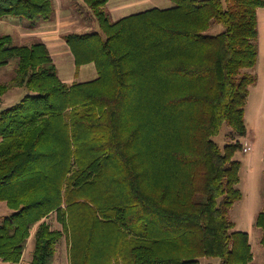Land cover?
<instances>
[{"label": "trees", "instance_id": "1", "mask_svg": "<svg viewBox=\"0 0 264 264\" xmlns=\"http://www.w3.org/2000/svg\"><path fill=\"white\" fill-rule=\"evenodd\" d=\"M100 31L66 33L76 69L64 82L47 45L0 35V67L28 93L0 112V257L52 264L57 241L70 264H220L254 261L249 234L228 218L242 197L245 105L258 57L264 0H171L114 21L108 0H82ZM52 0H0V17L49 20ZM212 25L220 32L211 33ZM233 130L223 148L213 139ZM52 212L62 230L44 220ZM255 224L264 231V207ZM264 245V235L261 239Z\"/></svg>", "mask_w": 264, "mask_h": 264}, {"label": "rangeland", "instance_id": "2", "mask_svg": "<svg viewBox=\"0 0 264 264\" xmlns=\"http://www.w3.org/2000/svg\"><path fill=\"white\" fill-rule=\"evenodd\" d=\"M56 1L57 4H59V1L61 0H53V7L55 11L57 10ZM62 3L65 4L66 9L69 11V17L71 20L69 24L61 26V29L58 30L60 31L61 35L65 33H86L90 31H100L98 21L93 16L92 11L84 4L82 0H63ZM173 5L174 3L171 0H153L150 3L141 4L137 8H122L119 10V12L109 16V19L114 21L118 19V17H123L151 7L167 8V6L172 7ZM8 18L9 21L5 23L0 20V35L7 33L11 34L13 43L15 45H31L40 40L37 35L43 36L45 35L44 31H48V28L39 27L42 25H51L52 22H54L53 20L55 18V13L51 19L42 20L39 22H33L28 19L13 16H9ZM67 21V18L63 19L59 22V24L62 25L63 22L66 23ZM221 30H223L222 26L212 25L208 31L211 33H217ZM57 41L61 42V46L58 49H54L53 46L50 45L48 46L56 63L58 75L62 80L64 79L67 83H72L73 81L81 82L91 79L95 76L96 70L93 63L85 64L80 68L79 71H77L75 63L73 62L72 54L70 53L65 41L62 40V38H59L54 42L56 43ZM9 68L11 70L10 78H12L13 75H15V70L12 66ZM243 71L252 72V69L245 68ZM1 77L2 76L0 75V79H2ZM27 93L28 90L26 88L23 87L20 89L16 98V102L14 103H17ZM232 133L233 130L231 127L227 123H224L219 134L214 136L213 139L220 145L221 148H223L224 145L230 140ZM251 153V151L247 153L238 151L234 156L236 159L240 160L242 164L239 170L240 179L237 183V187L240 189L242 197L233 203L229 209L228 218L234 223L233 229L245 231L249 234V241L252 247L254 261L257 263H262L264 261V245L261 242V239L264 235V231L255 224V218L264 207V178L262 176V169L260 168L261 161L258 160V157L255 159V167L253 170H249V158ZM263 162L264 161L262 160V163ZM259 172H261V174H259ZM1 204L0 218L7 215L8 212L5 203ZM44 220L50 225L52 229L62 230L63 228L61 222L57 219L55 212H52ZM34 242V237H32L29 241L21 264H28L31 261ZM52 264H70V242L65 233L56 243ZM199 264H220V259L217 257H202L199 259Z\"/></svg>", "mask_w": 264, "mask_h": 264}, {"label": "crops", "instance_id": "3", "mask_svg": "<svg viewBox=\"0 0 264 264\" xmlns=\"http://www.w3.org/2000/svg\"><path fill=\"white\" fill-rule=\"evenodd\" d=\"M152 1L153 0H121V1L108 0V2L104 6V9L108 13V16H111L112 14L119 12V10H121L122 8H126V7H132V8L136 7L137 8L141 4L150 3ZM62 2H63V0L59 1V4H57V1H56V6H57L56 11L53 7V14L55 13V18L53 20L54 22H52L51 25H42L43 27L42 26L39 27V28H48L47 32L44 31L45 35H43V36L37 35V37H39V39L47 45L48 49H49L48 45L53 46L54 49H56V48L58 49L61 46V42H58V41L56 43L54 42L56 39H59V38L60 39L62 38V40H64L63 39L64 34L61 35L60 31H58V30L61 29V26L69 24L70 20H71L69 17V11L66 9L65 4ZM52 4H53V0H52ZM167 8H168V6H167ZM137 12H139V11H137ZM53 14H52L51 18L53 17ZM9 16L10 15L0 17V20L3 23H5V22L9 21L8 20ZM66 18L68 21L66 23L63 22L62 25H60L59 22L63 19H66ZM118 18H120V17H118ZM257 25H258V35H257L256 43H257V49H258V57H257L256 64L251 68L252 69L251 73L255 74L256 81L249 85V93H248L247 101H246V105H245V124H246V128H247V134L245 137L248 138L252 143V150H251L252 153H251V156L249 158V170L250 171L253 170V168L255 167L254 166L255 159H256V157H258V160L261 161V167L260 166L259 167L262 169V176L264 178V162L262 163V160L264 161V7H259L257 9ZM2 35H5V34H2ZM7 35H10L12 38L11 34L7 33ZM53 35H55V36H53ZM12 41H13V38H12ZM66 45H67V43H66ZM68 49H69L70 53L72 54L69 46H68ZM49 51H50V49H49ZM50 54H51V51H50ZM51 56H52V54H51ZM72 57H73V54H72ZM52 58H53V56H52ZM73 62H74V57H73ZM86 64H88V63H86ZM84 65L85 64L81 65L77 71H79L80 68L83 67ZM9 67H11V66L5 65V66L0 67V75L2 76L1 77L2 79H0V84H9L10 80L12 79V78H10L11 70ZM94 67H95V65H94ZM95 70H96V68H95ZM96 76H97V72H96L95 76L92 77L91 79L95 78ZM88 80H90V79H88ZM64 82H66V81L64 80ZM22 88L23 87H21V86L9 87L0 96V112L4 108L9 107L11 104L16 102L18 92ZM241 166H242V164H241ZM241 166H240V168H241ZM259 174H261V172H259ZM1 203H5V202H0V205H2ZM6 207H7V211H8L7 215H9L11 212V209L7 205H6ZM2 209H4V208H2ZM4 211H6V210H4ZM35 229H36V226L30 232V236L28 238V242H27V246L25 248V251L28 247L30 239L32 237H34ZM25 251L23 253L21 261L17 264L22 263ZM0 264H12V263H10L8 261H4L0 257Z\"/></svg>", "mask_w": 264, "mask_h": 264}, {"label": "built area", "instance_id": "4", "mask_svg": "<svg viewBox=\"0 0 264 264\" xmlns=\"http://www.w3.org/2000/svg\"><path fill=\"white\" fill-rule=\"evenodd\" d=\"M241 144H242V150L241 151L243 153H247V152H250L252 150V143L248 138L243 137V139L241 140Z\"/></svg>", "mask_w": 264, "mask_h": 264}]
</instances>
